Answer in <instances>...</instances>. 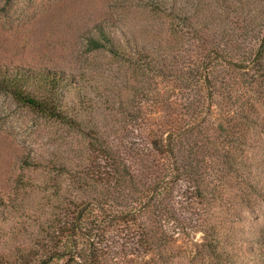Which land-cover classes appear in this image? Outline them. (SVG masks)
<instances>
[{"label": "trees", "instance_id": "trees-1", "mask_svg": "<svg viewBox=\"0 0 264 264\" xmlns=\"http://www.w3.org/2000/svg\"><path fill=\"white\" fill-rule=\"evenodd\" d=\"M138 1L199 51L171 88L179 97L136 147L90 137L101 160L62 167L40 238L6 259L0 223V264H264V0ZM84 42L129 62L142 51L115 17ZM82 84L64 69L0 64V91L72 129L89 108ZM8 204L0 193V212Z\"/></svg>", "mask_w": 264, "mask_h": 264}, {"label": "rangeland", "instance_id": "rangeland-1", "mask_svg": "<svg viewBox=\"0 0 264 264\" xmlns=\"http://www.w3.org/2000/svg\"><path fill=\"white\" fill-rule=\"evenodd\" d=\"M107 17L135 32L142 51L132 52V62L106 49L87 50V31ZM179 28L181 37L192 38ZM181 37L138 0H0V64L72 72L90 98L82 126L72 129L0 91V193L9 203L0 212L9 231L1 237L6 259L16 257L12 249L23 250L40 238L39 217L51 210L46 196L56 183H66L63 168L91 167L101 160L90 137L131 148L152 135L168 99L179 97L171 88L183 84L186 67L199 52L182 46ZM260 142L264 150V136ZM201 236L197 233L196 240ZM184 263L190 264L187 258Z\"/></svg>", "mask_w": 264, "mask_h": 264}]
</instances>
